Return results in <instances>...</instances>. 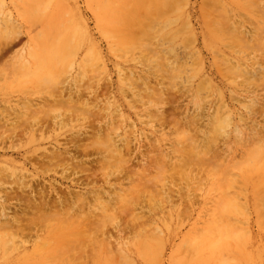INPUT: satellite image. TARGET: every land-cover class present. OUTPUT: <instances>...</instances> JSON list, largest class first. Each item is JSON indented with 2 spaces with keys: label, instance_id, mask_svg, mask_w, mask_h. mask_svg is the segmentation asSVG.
Instances as JSON below:
<instances>
[{
  "label": "bare ground",
  "instance_id": "1",
  "mask_svg": "<svg viewBox=\"0 0 264 264\" xmlns=\"http://www.w3.org/2000/svg\"><path fill=\"white\" fill-rule=\"evenodd\" d=\"M34 1L39 0H26L24 4V17L30 20L47 14L45 11L38 14V3H33L36 7L31 6ZM180 1L152 0V3L161 4L159 12L172 22L183 16L175 9ZM59 2L61 6V0L53 3L58 5ZM2 5L0 1V7ZM95 13L106 34L105 14L97 10ZM202 21L205 27L206 18ZM51 25L58 28L55 22ZM168 26L166 23V29ZM224 26L233 30L229 25ZM204 29L202 45L212 52L218 48L221 51L224 39L217 25L215 29ZM57 30L54 38H50L49 50H46L45 37L34 40L28 51L33 60L27 59L20 68L34 71V78L26 79L25 84H36V88L38 84L51 87L47 95L54 97L56 105L70 106L67 107L69 114L60 113V110L53 113L50 109L52 98L33 99L32 93H29L31 97L24 95L16 104L4 103L2 107L0 104V264H87L91 253L98 251L107 256L103 264H158L172 232L168 224L177 223L182 228L196 213L192 193L200 185L192 191L190 184L176 187L175 180L202 182L207 178L214 191L224 193L233 187L237 177L241 178L243 191L240 190L236 197L223 194L224 198L215 200L209 219L201 227L194 225L183 236L169 264H264V135L258 132L260 126L250 125L255 115H264V105L260 108L256 99L248 100L242 107L247 115L243 112L239 115L229 100L218 106L210 105L185 122L186 130L190 129L183 134L182 143L178 141L174 152L161 151L156 139L151 140L153 136L143 137L144 129H138L133 117L125 115L118 100L102 101L107 89L114 88V84L99 86L95 83L94 87L86 85L83 88L79 85L80 73L68 81L72 78V70L68 71L73 66L71 58L76 48H80L78 40L81 39L76 35L80 29L75 23L73 27L69 24ZM172 32L168 31L166 36L175 41L176 35ZM186 34L187 42L188 39L193 44L200 41L189 23ZM236 40L245 43L240 35ZM38 41L44 44L43 48L38 49ZM228 43L230 45L225 47L236 52L235 39L231 38ZM116 46L127 50L130 44L122 38L119 44L115 43L114 49ZM90 50L89 56L93 57L97 51ZM173 50L172 47L169 51L175 52ZM217 60L214 58L213 63ZM220 60L227 67L223 75L243 76L252 85L255 81L264 82V74L257 78L260 71L242 67L239 61L232 62L229 55ZM174 67L175 70L179 68L178 65ZM130 72L128 80L122 79L118 86L124 91L143 85L141 89L145 95L135 93L127 102L138 122L165 128L170 124L165 110L152 113L149 109L154 102L150 95L155 89L150 84L140 85L138 80L133 81L135 75ZM65 73L69 75L62 81ZM212 81L210 73L207 74L196 90L211 86ZM189 89L194 93L192 84ZM251 93L248 91V96ZM237 98L231 96L233 100ZM138 106L142 110L137 111ZM256 107L260 110L256 111ZM104 113L108 116L106 122L105 119L102 122ZM154 132L162 131L155 129ZM237 147L242 155L240 162L235 160ZM175 153H179V157L174 156ZM152 168L158 171L157 175L152 176ZM164 174V181L168 182L158 186ZM129 209L131 218L124 217ZM165 209L167 216L160 218ZM159 211L160 217L156 213ZM250 213L256 216L257 232L252 230ZM240 223H247L246 227H239ZM126 233H134V238L128 240Z\"/></svg>",
  "mask_w": 264,
  "mask_h": 264
},
{
  "label": "rangeland",
  "instance_id": "2",
  "mask_svg": "<svg viewBox=\"0 0 264 264\" xmlns=\"http://www.w3.org/2000/svg\"><path fill=\"white\" fill-rule=\"evenodd\" d=\"M0 1L3 4L1 6L2 9L0 7V54L5 51L4 56L0 59L1 107L4 103L16 104L18 100L25 97L24 95L31 97L33 94V99H38L42 96L48 97L49 100L52 98L50 109L53 113H59L57 111L60 110V113L67 112L69 114L68 110L71 108L70 106L64 104L56 105L57 102H54V97L47 95L52 90L51 87L47 88V85L41 86L38 84L36 88V84L32 86L25 84L26 79L34 78L32 74L34 71L32 73L29 70L24 71L20 66L25 65L27 59L33 60L28 56V51L34 45V40L37 37H45L48 43V46H46L48 48H45L49 50L51 49L50 46H52L49 42L58 33L57 29H65L69 24L73 27L75 23L80 29L76 35L81 40H78L80 48H76V53L71 58V63L74 68L73 66L69 70L67 68L68 71H73L70 72L72 73V78H68V81L80 73L78 79L81 81L79 85L82 87L86 85H93L94 87L95 83H99V86L103 84L104 86L114 84V88H108L110 91L107 89V96L102 101L118 100L119 104L123 106L122 109L125 115L133 117L137 122L138 129H144L142 133L145 134L146 132V134L143 137L148 139L150 136H153V138L155 136L154 139L152 137L150 138L152 141L156 139L155 143L157 142L156 145L158 148L160 146L159 149L161 151L174 152L179 146L178 141L181 140L180 142L182 143L183 134L190 129L188 127L186 130L185 122L189 118L195 117L193 115L205 110L206 107L209 108L210 105L218 106L222 101L229 100L234 105V109L239 111V115L242 112L244 115H247L242 107L252 98L257 100L260 108L264 105V82L258 83L255 81V84L252 85L248 84L243 76L233 73L229 74L230 76L223 75L227 72V67L220 60L223 56L229 55L232 62L236 63V61H239L242 67H248L250 70L255 71L258 70L256 71L257 73L259 71L262 72L258 73L257 78L264 74V0H181L175 5V9L176 11H180L183 16L172 22H168V18L162 16L161 11L159 12L161 4H154L152 0H61V6L60 2L58 5H55L53 3L54 0H39L32 2L31 6L36 7L33 3L37 2L39 5V7H36L38 8V14L39 11H42V13L45 11L48 15H37L35 18L32 17L31 20L24 17V9L26 7L24 4L26 0ZM95 10L105 14V29L108 31L106 34L103 33V29L98 24ZM202 18H206V28L215 29L217 25V28L220 30V35L224 39L221 43V51H218V48L217 51L212 52L202 45L203 38L201 33L205 30ZM187 21L192 27L194 34L199 35L200 41L195 44L190 39L187 42ZM53 22L57 24V29L56 27L52 28V25L50 26ZM166 23L170 25L167 29ZM224 25L233 27V30L230 31V28L227 29V26ZM170 30H173L172 34L176 35L173 37L175 41H172L170 37L166 36V33ZM158 31L159 33H157ZM237 31L238 33H236ZM43 33L44 35H42ZM239 35L245 41L244 44L236 40V37ZM122 38L126 39L130 47L126 50L121 46H116L117 49H114L115 43L119 44ZM231 38L233 40L235 39L237 48H234V50L236 52L225 47L230 45L228 40L230 41ZM38 43L40 44L38 49L44 47L42 42L38 41ZM172 47L175 52L169 51ZM90 49L97 51L96 54H93V57L89 56L91 54ZM230 51L235 58L230 54ZM214 58L218 59L217 63H213ZM221 64L222 66H219ZM174 65H178L179 68L175 70ZM220 68L222 70L221 72L219 70ZM130 71H133L135 75L133 81L138 80L140 85L142 83L150 84L155 89L152 95H150L151 101L154 102L150 105L149 109L152 113L165 110L166 115L169 117L168 123H170L165 128H160L156 125L153 128L141 125L138 122L136 115L133 113V109L127 102L132 100L133 94L135 93L145 95L144 90L141 89L143 85L135 90L125 88L124 91L118 86L122 79L124 81L128 80ZM209 73L211 78H213L211 86H205L204 88L207 87L206 90L204 88H202L203 90H196L200 84H203V80ZM68 75L69 73H65L62 81H65ZM84 81H89V83ZM191 84L194 86V93L189 89ZM27 88L29 89L27 90ZM161 89L163 91L162 97L160 95ZM37 90L40 91L38 92ZM27 91L29 92L27 93ZM248 91H252L253 94L251 93L252 95L248 96ZM35 93L37 94L35 95ZM201 93L202 95H200ZM65 96L67 97V94ZM231 96H237L238 98L237 100H233ZM136 109L137 111L142 110L140 106ZM105 113L103 114L102 122L104 119L105 122L108 121V116ZM73 125L76 126L77 123ZM250 125L256 128L260 126L258 132L264 135V115H255ZM155 129L162 132L155 133ZM147 135L150 136L148 137ZM158 138L159 140H157ZM185 148L186 146L182 147L181 151H184ZM240 154L238 148L235 159L237 162L242 161L240 158L242 155ZM179 155V153H175L174 156L179 157ZM138 168L140 171V166ZM150 171L152 172V176L155 173L156 175L158 174V171L156 172L154 168L150 169ZM168 175L171 176V174ZM161 176L163 178L162 182L160 181L158 183L155 181V183H158V186L168 182V180L166 182L164 181L165 174ZM235 180L236 182L233 184V187L224 193L214 191V188L208 184L207 178L205 181H202L203 184L198 180H175L176 187H186L187 185L185 186L184 184H190L192 191L195 190L197 185H200L198 187L199 189L192 193V196H194L192 199H195H193L195 201L193 203L195 204L196 213H193V217L187 223L185 222L182 228L177 223L168 224L172 228V232L168 235L166 250L164 254H160L158 264H169V259L173 254L174 248L179 246L183 236L189 233L194 228V225L201 227L209 219L210 214L214 210L215 200L224 198L223 194H227L230 198L236 197L240 190L243 191L241 178L237 177ZM178 188L174 189L176 190ZM200 188L202 189L200 190ZM175 200L177 201V198ZM166 210H164L166 213H161V217V211L156 213L162 218L165 215L167 216L168 210ZM123 216L131 218L130 209L126 210ZM255 222V214L250 213L252 230L257 232L258 228ZM246 224L240 223L238 226L245 228ZM126 234L125 237H128V240L131 241L134 238V233L133 235L131 233L129 235L128 233ZM91 250L93 248L89 249L90 253ZM106 259L107 256L105 254H101L99 251L93 252L89 256L87 264H103Z\"/></svg>",
  "mask_w": 264,
  "mask_h": 264
}]
</instances>
